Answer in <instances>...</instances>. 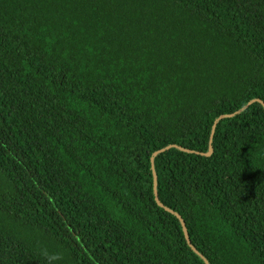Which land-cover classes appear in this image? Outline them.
<instances>
[{
	"label": "trees",
	"instance_id": "trees-1",
	"mask_svg": "<svg viewBox=\"0 0 264 264\" xmlns=\"http://www.w3.org/2000/svg\"><path fill=\"white\" fill-rule=\"evenodd\" d=\"M264 0H0V264H264Z\"/></svg>",
	"mask_w": 264,
	"mask_h": 264
},
{
	"label": "water",
	"instance_id": "water-1",
	"mask_svg": "<svg viewBox=\"0 0 264 264\" xmlns=\"http://www.w3.org/2000/svg\"><path fill=\"white\" fill-rule=\"evenodd\" d=\"M255 102H260L262 103V105L264 106V103L261 101V100H252L250 101L244 108L240 109L239 111L233 113V114H227V115H222L220 116L219 118L216 119L215 123H214V126H213V129H212V134H211V138H210V144H209V149L206 153H203V155L205 156H211L213 154V146H212V142H213V138H214V134H215V130H216V127H217V124L224 118H228V117H233L237 114H240L242 113L243 111H245L250 105H252L253 103ZM173 147V145H169L167 146L166 148H163L161 150H158L157 152H155L153 155H152V158H151V162H152V170H153V174H154V193H155V198H156V202L158 203V205L162 208H164L165 210H167L168 212L176 215V217L180 220L181 224H182V227H183V231H184V234H185V238L188 242V244L192 247V249L205 261L206 264H209V261L207 260V258L202 254L200 253L191 243V239L189 237V231H188V228L184 222V219L177 213V212H174L172 209L166 207L159 199V194H158V178H157V172H156V168H155V159L156 157L161 154V153H164L165 151L167 150H170L171 148Z\"/></svg>",
	"mask_w": 264,
	"mask_h": 264
}]
</instances>
